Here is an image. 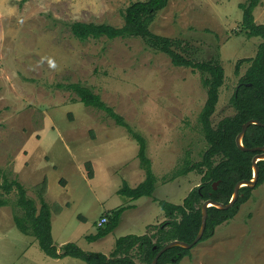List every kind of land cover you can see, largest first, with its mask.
Wrapping results in <instances>:
<instances>
[{"label":"rangeland","instance_id":"1","mask_svg":"<svg viewBox=\"0 0 264 264\" xmlns=\"http://www.w3.org/2000/svg\"><path fill=\"white\" fill-rule=\"evenodd\" d=\"M133 1L138 0H0V183L18 179L40 208L39 188L46 179L44 199L59 251L75 242L86 251L111 254L119 237L145 234L167 219L156 200L181 204L202 183L196 171L172 176L188 155L198 161L208 147L200 122L208 97L203 74L174 65L142 38L81 41L68 25L121 26L122 12ZM245 1L170 0L151 25L157 34L181 39L195 60L220 54L225 78L214 127L235 114L231 99L250 66L246 59L254 58L264 41L240 32L239 5ZM254 15L264 24V0ZM71 83L91 87L147 139L157 177L153 196L131 200L117 192L124 181L134 187L146 177L138 142L107 112L80 101ZM252 193L179 264H264V183ZM17 198L16 189L9 194L0 189V201L7 200L0 204V264H86L70 256L50 257L34 236L23 233L14 221L22 214ZM122 206L130 207L118 226L88 241L102 216Z\"/></svg>","mask_w":264,"mask_h":264},{"label":"trees","instance_id":"2","mask_svg":"<svg viewBox=\"0 0 264 264\" xmlns=\"http://www.w3.org/2000/svg\"><path fill=\"white\" fill-rule=\"evenodd\" d=\"M27 2L29 0H23ZM170 0H138L131 2L122 12L124 23L116 26L107 22L74 21L69 23L73 35L81 41L91 38L108 39L139 37L144 39L147 48L162 52L170 56L176 66L190 67L203 74L202 83L207 90V100L200 113V122L208 147L202 158L193 161L188 155L184 165L175 170L172 178L184 176L192 171L202 174V183L193 188L183 200L176 204L165 199L156 200L164 211L166 220L159 225H150V232L142 235L128 234L116 240L111 254L99 251H86L75 242H68L57 248L52 234V212L50 205L44 199L47 190V181H43L39 188L41 207L38 208L34 198L29 197L26 187L18 179H8L0 183V189L11 193L18 191L17 206L22 214H15L16 226L25 234L36 238L40 248L50 257H73L83 260L86 264H151L159 250L168 242L175 239L191 243L196 238L202 222V205L205 200L213 199L228 203L234 193L235 185L241 180L253 177L252 159L258 151H245L238 147L236 138L242 130L243 124L251 119H258L264 123V41L259 45L254 58L246 59L250 66L240 80V83L231 99L236 112L232 116L223 118L217 126H213L212 116L219 101L220 88L224 84L225 69L220 54L207 59L195 60L188 54V48L181 39L157 34L151 30L158 13L164 10ZM262 4V0H246L239 6L243 11L240 32L249 38L262 37L264 40V24L255 20V9ZM241 60L236 68L239 72ZM68 87L74 90L87 106H92L107 112L117 124L126 127L137 140L140 165L145 170L146 177L137 186H131L124 181L117 191L120 195L131 200L144 196H153L157 177L152 169V159L148 155L147 139L134 130L125 118L107 104L100 94L82 83H71ZM246 147L264 145V126L251 124L243 138ZM260 172L256 187L264 183V160L258 162ZM89 177L94 176L91 162L86 163ZM218 181V187L214 184ZM253 189L244 186L240 189L237 202L228 209L216 206L208 208L207 226L200 242L208 240L215 234L216 228L224 221L232 219L242 204L251 197ZM6 199L0 201L1 205ZM130 206H122L103 216L108 221L98 226L95 234L86 236L90 242L102 239L110 234L119 224L122 213ZM61 209L59 208L58 211ZM199 242V243H200ZM198 243V244H199ZM191 254V249L175 246L165 251L157 264H179L183 258ZM139 258L140 263L136 261Z\"/></svg>","mask_w":264,"mask_h":264},{"label":"water","instance_id":"3","mask_svg":"<svg viewBox=\"0 0 264 264\" xmlns=\"http://www.w3.org/2000/svg\"><path fill=\"white\" fill-rule=\"evenodd\" d=\"M251 124H259V125H263L264 126V123L261 122L258 119H251V120L247 121L246 123L243 124L242 130L237 135L236 142H237L238 147L240 149H242V150H245V151H258L254 155V157L252 159V163H253V177L251 179H248V180H241L235 185L234 193H233V195H232V197H231V199H230V201L228 203H223V202L216 201V200H213V199L205 200L203 205H202V222H201V226H200L199 232H198L196 238L194 239V241L191 242V243H188L186 241L175 239L173 241L168 242L167 244H165L159 250V252L155 256V258L153 259L151 264H157L158 260H159V257L165 251H167L168 249H170L172 247L181 246V247L186 248V249H192L195 245H197L200 242V240L202 239V237L204 235V232H205V229H206V226H207L208 208L210 206H216V207L221 208V209H228V208L232 207L237 202V200H238V198L240 196V189L242 187L247 186V187L252 188V189L256 187L258 179H259V172H260V168H259L258 162L261 161V160H264V145L263 146H255V147H251V148H248V147H246L244 145L243 138H244V135H245L248 127ZM218 184H219V182L216 181L215 184H214V188L215 189L218 187Z\"/></svg>","mask_w":264,"mask_h":264},{"label":"built area","instance_id":"4","mask_svg":"<svg viewBox=\"0 0 264 264\" xmlns=\"http://www.w3.org/2000/svg\"><path fill=\"white\" fill-rule=\"evenodd\" d=\"M107 221H108V217L107 216H102L101 220L98 223V226L104 225Z\"/></svg>","mask_w":264,"mask_h":264},{"label":"crops","instance_id":"5","mask_svg":"<svg viewBox=\"0 0 264 264\" xmlns=\"http://www.w3.org/2000/svg\"><path fill=\"white\" fill-rule=\"evenodd\" d=\"M162 220L164 221V220H166V219H162ZM163 221H162V222H163Z\"/></svg>","mask_w":264,"mask_h":264}]
</instances>
